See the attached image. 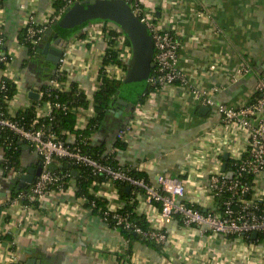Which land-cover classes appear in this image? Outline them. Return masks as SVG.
Masks as SVG:
<instances>
[{"label":"crops","instance_id":"0c3cea01","mask_svg":"<svg viewBox=\"0 0 264 264\" xmlns=\"http://www.w3.org/2000/svg\"><path fill=\"white\" fill-rule=\"evenodd\" d=\"M153 1L159 11L160 4L170 10V27L180 43L176 66L186 81L153 89L143 102L133 103L118 116L114 114L118 108L113 107L91 135L90 143L103 145L102 153L113 151L119 164L142 172L144 182L152 186H157L158 174L186 172L188 198L198 206L211 205L204 186L215 170L214 161L219 160L218 169H222L223 155H228L231 147L241 148L244 142L234 126L221 124L211 110L199 112L192 89L216 86L212 94L216 103L241 105L252 99L256 80L264 72V0ZM52 3L0 0V26L13 56L7 74L16 83V92L7 106L12 115L33 105L36 99L29 92L39 94L56 67L45 64L36 52L30 56L17 38L23 19L31 13L36 22L42 21ZM102 23H86L63 35L68 40L64 49L66 82H75L88 100L100 84L104 41L95 34ZM238 69L243 71L236 74ZM90 114L89 109L84 111L82 126ZM132 120L124 147L114 150L118 128ZM73 138V132L66 135L67 141ZM219 138L227 140L218 142ZM19 144L24 173L39 164V156L27 143ZM2 157L0 146V264H12L13 254L25 264L30 260L34 264H264V239L256 242L213 234L197 225H184L178 216L162 222L159 204L147 201L144 190L130 184L125 185L126 193H131L129 200L120 196L110 180L94 183L96 187L90 186L89 193L102 198L110 210L133 203L132 210L142 215L150 228L166 232L165 243L141 238L128 241L119 228L106 222L91 206H85L86 199L75 193L72 176L62 190H51L28 213L18 205L8 206L7 198L21 173L4 174ZM228 160L229 156L226 167ZM255 186L264 192V176L256 179Z\"/></svg>","mask_w":264,"mask_h":264},{"label":"built area","instance_id":"2783aa9c","mask_svg":"<svg viewBox=\"0 0 264 264\" xmlns=\"http://www.w3.org/2000/svg\"><path fill=\"white\" fill-rule=\"evenodd\" d=\"M80 1L82 0H53L52 8L45 19L36 22L34 16L29 13L23 19L20 30L24 31L25 37L31 42L32 47L38 48L45 31L53 26L69 7ZM117 1L125 3L130 8L145 25L151 37L153 67L146 84L156 89L175 81L185 82V76L176 66L180 43L170 27L172 23L170 10L160 4L159 9L161 10L159 11L157 2L153 0L148 3L145 0ZM98 28L99 30L95 35L103 39L104 53L106 49L114 50L116 57L120 60L119 64L101 65L102 69L98 75L99 81L102 77L123 81L132 57V47L125 43L126 33L119 26L108 27L106 21L104 24H100ZM1 35H3L2 29H0V62H5L6 67L0 68V91L5 88L2 76L6 75L10 78L7 70L13 57L11 52H8L7 47L5 51L1 49L3 44ZM18 42L20 41L18 40ZM65 55V51H63L50 80L45 84L48 96H52L53 91H55L54 96L56 97L61 90L69 89V83L66 82ZM242 71L238 69L236 74ZM62 74L66 76L60 81L58 77ZM13 83L16 85L14 81ZM77 89L81 90L79 87ZM216 90V86L211 87V89H192L196 103L208 107L219 117L224 126H231V128L234 126L235 133L241 137L244 146L241 148L235 146L228 150L229 159L235 165L234 170L227 167L224 171L218 169L220 161H214L215 170L210 172L204 186L206 199L211 201V205L198 206L191 198H188L186 185L189 180L186 172L158 174L157 186H152L143 180L134 179L122 168H114L110 163L82 152L81 146L75 143V134L73 141L58 138L52 129L46 127L47 123L44 120L51 119L53 109H64L65 104L58 100L48 99L35 106L34 117L28 126L14 119V115L10 114L8 110L6 116L0 110V127L12 131L20 138L19 141L28 142L39 156L38 165L41 168L40 173L33 179L32 183L28 184L25 190L17 191L14 197L9 196L6 204L8 206L18 205L21 211L28 213L51 190H62L70 175L68 172L58 173L54 171L52 164L55 158H64L72 164L87 167L93 175H103L110 181L121 180L133 187L142 188L147 201H154L159 204V215L162 222H167L173 216H178L184 225H197L200 230L210 231L225 237L238 236L245 239L249 237L253 241L254 239L250 237L253 231L257 235L258 233L264 234V192L255 186L256 179L264 176V73L256 80L254 96L244 104L216 103L212 98V94ZM43 93L44 91L40 90L36 100L40 99ZM87 109L91 114L84 126L81 125L80 121L84 118L86 109L79 107L76 110L79 129H83L89 119L94 116L92 106L90 105ZM133 122L134 120L118 128L115 139L123 142L131 131ZM64 133L67 135L69 131ZM226 140V138H219L217 141L225 142ZM203 151L208 153L205 148ZM112 152H108V154H112ZM228 172L231 173V176L227 175ZM15 174L17 173L15 172ZM105 209V217L102 218L108 222L106 217L111 213V217L114 219V227L119 229L120 227L132 228L135 233L157 243L166 242L167 234L164 230L143 231L139 226L130 222L127 216L120 213L119 210H110L107 207ZM12 264H22L15 254L12 255Z\"/></svg>","mask_w":264,"mask_h":264},{"label":"trees","instance_id":"16d2710c","mask_svg":"<svg viewBox=\"0 0 264 264\" xmlns=\"http://www.w3.org/2000/svg\"><path fill=\"white\" fill-rule=\"evenodd\" d=\"M58 3L59 1L57 2V4ZM78 27H81V25ZM74 29L68 31L66 34L71 33L72 31H74ZM1 37L3 41L1 49L5 51L6 39L4 35H1ZM17 38L27 47L30 56L35 53V49L37 47L35 49L32 47L31 42L26 39L23 30L18 31ZM125 43L131 46L130 40L128 39L127 35L125 37ZM101 62L102 65L119 64L120 60L116 57V53L114 50L106 49L105 53L102 56ZM5 67H6V63L0 62V68H5ZM101 69L102 68L100 67L99 72L101 71ZM65 76H66L65 74L60 75L58 77V80L61 81L65 79ZM2 80L5 82V88L4 90L0 91V110L3 111V113L6 116L8 115L7 113L8 103L13 98L16 92V85L6 75L2 76ZM121 84L122 81L120 79L102 77L100 79V84L98 89L94 92V94L91 97V101H89L86 98V95L82 90L79 91L77 89V84H75V82L73 83L70 82L69 89L61 90L60 92H58V95L56 97L54 96L55 91H53L52 96H48L46 92L47 86L44 85L41 87V90L44 91L42 97L38 100H34L32 106L24 110L17 111L16 114L14 115V119H17L20 123L24 124L25 126H28L34 117V108L38 103L47 99L61 101L65 104V108L53 109L52 111L53 117L51 119L44 120V122L47 123L46 127L48 129H52L56 134V136L61 139H66V134L64 133L65 131L73 132L76 135L75 143L81 146L82 152L93 155L94 157L102 161H106L110 163L114 168H122L126 170L129 173V175L132 176L134 179L146 181V178L142 172L136 170L133 167H130L129 165L119 164L116 159L111 158L113 157V154H108V152L102 153L103 145L101 144L92 145L90 143L91 135L105 121V119L110 114V110H112L113 107H116L118 109L122 108L119 104L116 103V96L118 94V90ZM154 88L155 87L146 84L142 93L136 97L135 102H140V103L143 102L147 97V95H149V93ZM90 105L92 106V109L94 111V116H92L89 119V122L83 129H79L77 127L76 110L79 107L87 109L89 108ZM19 140L20 138L12 131H10L7 128L0 127V146L3 148L1 167L4 174L11 171L16 172L17 174L18 173L22 174V171H24V169L21 167V163L19 159L20 150H21ZM23 142L29 145L28 142L24 140ZM122 147H124V142L115 139L113 142L114 150L120 149ZM31 148L33 149L32 146ZM54 161L56 162V164H54L53 166L54 171L58 173L68 172L69 175L75 179L76 195L78 197H84L86 199L85 206L86 207L91 206L92 211L98 212L99 215L104 218L105 217L104 211L106 210L105 201L102 198H97L96 196L90 194L89 188L90 186L95 188L96 186L93 183L99 184L103 181L108 180V178L103 175H93L91 174L90 170L87 167L79 164H72L64 158H55ZM234 166L235 165L233 161L229 159L227 162V168L234 170ZM74 171L76 172V174L74 173ZM19 177L20 175H17L13 188L10 192V197H14L17 191H23L27 187V186L24 188L18 187ZM249 180H251V178H249ZM113 183L117 187L120 196L129 200L131 193L130 192L126 193L125 191V185L127 183L121 180H114ZM129 186L132 185L130 184ZM133 205H134L133 203L127 202L126 205H124L121 209H119V212L125 214L130 222H132L135 226H139L143 231L151 230L152 228L149 227L148 221L142 215H138L136 212L132 210ZM106 218L108 223L113 226L114 219H112L111 213H109ZM120 231L123 234V236L126 239H128V241L141 238L146 242L157 243L152 239H149L143 235L135 233L132 228L125 229L123 227H120ZM263 238H264V234L258 233L257 237L253 241L258 242ZM246 239L250 240L249 237Z\"/></svg>","mask_w":264,"mask_h":264},{"label":"water","instance_id":"95a60500","mask_svg":"<svg viewBox=\"0 0 264 264\" xmlns=\"http://www.w3.org/2000/svg\"><path fill=\"white\" fill-rule=\"evenodd\" d=\"M92 19H102L103 22L113 21L126 33L131 43L132 57L116 96V103L122 107L114 113L118 116L135 103L136 97L142 93L153 67L151 37L145 25L125 3L117 0H82L69 7L60 19L45 31L44 43L36 49V57L43 59L49 66L57 65L68 43L63 35ZM262 68L264 69V65ZM29 96L37 99L38 93L31 91ZM208 110L209 108L206 106L199 107L201 114H205ZM223 158L225 159L222 165L224 171L228 155L225 153ZM40 170L39 165L27 168L19 177L18 187L24 188L32 183ZM227 175L231 176V173L228 172ZM127 189L128 186H126ZM250 237L255 239L257 233L253 231ZM28 263L34 264L33 260Z\"/></svg>","mask_w":264,"mask_h":264},{"label":"rangeland","instance_id":"374dc122","mask_svg":"<svg viewBox=\"0 0 264 264\" xmlns=\"http://www.w3.org/2000/svg\"><path fill=\"white\" fill-rule=\"evenodd\" d=\"M100 21H102L103 22V20L102 19H92V20H90V21H88V22H86V23H92V24H94V23H97V22H100ZM85 23V24H86ZM84 24V25H85ZM106 25L109 27V26H116V27H118V25L116 24V23H114L113 21H110V20H106ZM81 26H83V25H81ZM79 28V27H78ZM77 29V28H76ZM76 29H74V30H76Z\"/></svg>","mask_w":264,"mask_h":264}]
</instances>
